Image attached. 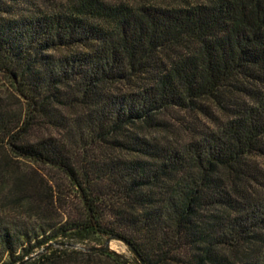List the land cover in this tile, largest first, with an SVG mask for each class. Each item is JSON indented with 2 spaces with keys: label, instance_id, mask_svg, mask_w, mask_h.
Here are the masks:
<instances>
[{
  "label": "trees",
  "instance_id": "1",
  "mask_svg": "<svg viewBox=\"0 0 264 264\" xmlns=\"http://www.w3.org/2000/svg\"><path fill=\"white\" fill-rule=\"evenodd\" d=\"M0 76V264L110 234L146 264H264V0H0ZM13 157L63 173L64 221L25 217L45 192Z\"/></svg>",
  "mask_w": 264,
  "mask_h": 264
},
{
  "label": "rangeland",
  "instance_id": "2",
  "mask_svg": "<svg viewBox=\"0 0 264 264\" xmlns=\"http://www.w3.org/2000/svg\"><path fill=\"white\" fill-rule=\"evenodd\" d=\"M112 1H127L131 4H139V3H148V2H168L171 0H112ZM6 83L2 77L0 76V95L2 99L5 100L6 103L10 104L12 102H19L21 104V99L18 98L17 95L14 94L13 91H9V86ZM10 154V151L7 149L4 151V148H0V157L2 158L5 154ZM12 157L11 155H9ZM14 164L18 165L21 169H24L28 172H31L35 177L38 179L41 178V186L40 188L45 192V194H42L41 196V206L42 208H47V212L44 216V218L40 217H28L25 215V217L31 221H42L43 219L45 222L49 220H59L62 219L63 221L68 216L69 212H72L75 210L76 203H78V199L74 194L72 193L71 187L64 177L63 173L60 171L53 169L49 166L39 165L32 163L30 161L20 160L18 158L13 157ZM260 165L264 167V158L259 159ZM40 184V182H39ZM48 194V195H47ZM4 214L14 217L19 216L15 212L8 211L3 212ZM56 241H69L68 238L59 237ZM104 237L96 238V236H92L91 238L85 239L83 243H78L79 245L84 246H93V245H99L103 243ZM110 246L112 249H114L119 255L122 256L123 260L126 264H136L133 255L130 251V249L126 246L124 242L118 239L111 240ZM61 247V246H60Z\"/></svg>",
  "mask_w": 264,
  "mask_h": 264
},
{
  "label": "water",
  "instance_id": "3",
  "mask_svg": "<svg viewBox=\"0 0 264 264\" xmlns=\"http://www.w3.org/2000/svg\"><path fill=\"white\" fill-rule=\"evenodd\" d=\"M114 239L121 240L122 242H124L126 244V246L130 249L136 264H146L143 257L141 256L139 251L135 248V246L132 243H130L127 239H125L123 236H120L118 234L106 235L104 237L103 243H101L99 245H93V246H84V245H79V244H75L72 242H65V241H52V242L46 244L44 247H42L37 252L33 253L31 256L26 257L22 261L18 262L17 264H25L28 260L33 259L34 257H36V256H38L44 252H47L51 248L57 247V246H61V247L67 246V247H72V248H78V249H82L84 251L104 250V251L117 253L110 246L111 240H114Z\"/></svg>",
  "mask_w": 264,
  "mask_h": 264
}]
</instances>
